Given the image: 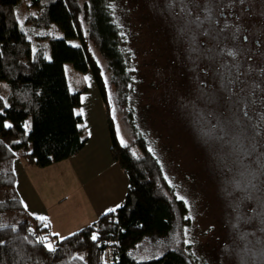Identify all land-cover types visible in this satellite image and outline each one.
<instances>
[{
    "label": "rangeland",
    "instance_id": "1",
    "mask_svg": "<svg viewBox=\"0 0 264 264\" xmlns=\"http://www.w3.org/2000/svg\"><path fill=\"white\" fill-rule=\"evenodd\" d=\"M23 2L18 11L22 28L30 14L28 0ZM225 2L114 0L113 13L133 55L131 101L139 133L189 210L190 226L183 231L188 250L201 264H264V1L232 0L244 7L245 20L251 17L249 32H239L238 38L220 17L229 10ZM29 31L33 52L44 48L51 59L50 44L37 42ZM68 43L81 46L77 39ZM96 57L108 76L103 59ZM65 72L72 92L87 88L86 74L72 64ZM9 92V85L0 82L5 100ZM117 120L122 143L131 144L119 113ZM66 165L35 175L53 179L51 174ZM67 175L66 184L72 180ZM39 189L46 190L43 184ZM65 190L54 188L45 198L63 200ZM62 203L71 220L83 210V228L97 219L86 200L83 209L72 200ZM171 243L148 241L132 256L142 262ZM112 262L109 250L104 264Z\"/></svg>",
    "mask_w": 264,
    "mask_h": 264
},
{
    "label": "trees",
    "instance_id": "2",
    "mask_svg": "<svg viewBox=\"0 0 264 264\" xmlns=\"http://www.w3.org/2000/svg\"><path fill=\"white\" fill-rule=\"evenodd\" d=\"M28 2L30 14L22 28L18 11L23 0H0V82L10 90L7 100L0 94V264H104L109 250L112 264H201L183 238L190 226L188 207L136 124L131 101L136 71L127 36L114 17V0ZM27 30L37 42L50 44L51 59L44 48L33 52ZM57 32L64 38H56ZM72 39L81 46L69 44ZM66 64L93 76L106 109L112 158L127 175L129 187L120 208L59 239L25 210L13 163L20 156L47 168L85 148L87 130L78 109L87 89L70 90ZM117 113L128 127L131 144L120 139ZM165 240L173 245L159 256L142 262L132 256L143 243Z\"/></svg>",
    "mask_w": 264,
    "mask_h": 264
},
{
    "label": "crops",
    "instance_id": "3",
    "mask_svg": "<svg viewBox=\"0 0 264 264\" xmlns=\"http://www.w3.org/2000/svg\"><path fill=\"white\" fill-rule=\"evenodd\" d=\"M86 76L87 90L81 96V105L78 109L87 130L88 142L85 148L76 156L60 162H66L67 165L62 167L64 169H61V173L51 174L54 176L53 179L47 176L42 178L40 174L42 172L46 174L60 163L38 168L20 156H17L13 163L16 191L25 210L34 218L44 221L50 227L51 233L59 239L83 229V210L71 220L63 214L65 210L62 209V202L72 200L79 203L78 209H83V200H86L89 211L91 210L93 216L97 217L96 220L89 222L88 226L111 212L109 209L120 208L126 200L129 187L128 178L111 156L112 143L104 103L93 76L90 73ZM37 171L41 173L35 175ZM66 175L72 178L71 181L67 180V184L62 182ZM55 180L57 182H54ZM41 184L46 189L45 192L40 191ZM54 188H68L62 194L63 200L45 198V193H52ZM66 191L69 193H65ZM83 191L86 196H83Z\"/></svg>",
    "mask_w": 264,
    "mask_h": 264
},
{
    "label": "flooded vegetation",
    "instance_id": "4",
    "mask_svg": "<svg viewBox=\"0 0 264 264\" xmlns=\"http://www.w3.org/2000/svg\"><path fill=\"white\" fill-rule=\"evenodd\" d=\"M226 2L224 3V5H226L227 7H229V10L226 12V13H223L221 14V18H222V21L225 23V24H228L231 28V32L233 31V33H236L237 34V38L239 37V32L241 34V32H249V26L250 25V21H247L245 20V17L244 15L242 14L241 15V12L243 11V6L240 5V4H237V3H234L232 2V0H225ZM229 1V3H228ZM254 2H262L264 0H252ZM260 1V2H259ZM255 5H258V4H255L252 5L253 6V9L255 8ZM245 10H249V7H246ZM255 11V10H254ZM218 25V23H217ZM221 27L224 28V26L222 25ZM226 28V27H225ZM228 31V30H227ZM244 39H247V36H244ZM256 44H258V41L256 42Z\"/></svg>",
    "mask_w": 264,
    "mask_h": 264
},
{
    "label": "snow or ice",
    "instance_id": "5",
    "mask_svg": "<svg viewBox=\"0 0 264 264\" xmlns=\"http://www.w3.org/2000/svg\"><path fill=\"white\" fill-rule=\"evenodd\" d=\"M109 211H114V209H109ZM93 239H95V237H93ZM48 247H49V250H53L51 245H49Z\"/></svg>",
    "mask_w": 264,
    "mask_h": 264
}]
</instances>
